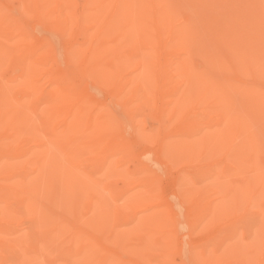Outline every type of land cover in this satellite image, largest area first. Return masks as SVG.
Masks as SVG:
<instances>
[{"label": "bare ground", "instance_id": "1", "mask_svg": "<svg viewBox=\"0 0 264 264\" xmlns=\"http://www.w3.org/2000/svg\"><path fill=\"white\" fill-rule=\"evenodd\" d=\"M11 1L49 34L0 7V264H264V0Z\"/></svg>", "mask_w": 264, "mask_h": 264}, {"label": "rangeland", "instance_id": "2", "mask_svg": "<svg viewBox=\"0 0 264 264\" xmlns=\"http://www.w3.org/2000/svg\"><path fill=\"white\" fill-rule=\"evenodd\" d=\"M13 5H14V3L11 0H0V7L2 8V11L5 14H13L14 16H18L21 19V22L20 23L23 24V27H25L26 32L28 34H30L29 35L30 36V39H33V37H34V36L32 37L31 35H37V34L38 35H45V33L46 34H49V32H48L49 31V27L47 25L44 26V27H38V28H36L35 27L36 24H34V22L36 23L35 19L33 17H30V16L28 17V16L24 15L25 16L24 17L21 14L19 15L20 12L18 11L17 7L15 5L14 6ZM77 10H80V9L77 7ZM15 11H17V12L15 13ZM12 12H14L15 14L12 13ZM33 26H34V28H33ZM33 29H34V31H36L37 34H33L32 33V30ZM73 35L67 37L66 38L67 40L64 39L63 40L64 42L62 40L61 41H58V42H60V44L57 42L56 45L60 49L61 53L65 52V49L68 48L67 46H69V44L71 45V42H72V45H73V44H76V42L79 41V39L77 38L78 37V34H77V36L75 34H73ZM26 36H28V35H26ZM73 40H75V41H73ZM64 59H65V56L64 55H61V57H60V59L58 61V64L56 65V68L58 69V71L59 72L62 71L61 73H63V74L71 75L72 78H73V80H74V82L77 83V84H79V85H81V86H83V84L87 82L86 85H85V87L87 86L90 89L91 84L88 83L87 79L84 78V77H82L80 74H78L75 66L73 64L71 65V63H68L66 59H65V61H66V63H65L64 62ZM108 97H109V95L106 92H104V93L101 94V98L104 101H106V102H108V100H109ZM162 120H163V122H162L163 124H165L166 126L169 125L170 121H169V119L167 117H164ZM33 121L34 122H38V120H36V118H34V115H33ZM147 123L148 124L149 123L150 124L152 123L151 120L149 119V117L147 118ZM35 133H38L39 136L40 135L43 136L40 139H46V137H44V134L41 131L36 130ZM136 144L137 145H140V146H148L147 143L145 145L141 141L136 142ZM53 151H55L54 148H53ZM57 155H58V157H60L59 154H57ZM150 156L153 158V155L152 154ZM50 162H51V159L49 161V159L47 158L46 161H45V164H44L43 171H41L40 168L36 169L35 165L29 164V166L27 168V173H30V176H32L36 180H38L39 183L42 184V187H44V189L45 188L51 189L50 192H49V194L52 193L53 195L57 196L56 194L59 192V188H61V186L63 184L61 185L60 180L58 178L57 168L54 167L52 164H50ZM117 162H119L118 164H120V163L122 164V162H121L120 159H117ZM118 168H120V167H117V169ZM176 171L177 170L176 169H173V167H171L169 169L166 168V169H164L162 171L163 174H164L163 175V183L166 186V190H165L166 192L163 193L165 196H170V195L172 196L174 194L173 193V188H172V186H170V184H172L173 181H174V174L176 173ZM90 173L93 174L95 177L100 175V174H97V173L92 172V171ZM60 174H61V172H60ZM0 176L3 177V178L6 177L5 175H1V174H0ZM1 177H0V182H3L4 183V179H2ZM237 178L238 177H233V179H237ZM14 179H10L9 181L10 182H15ZM58 180H59V184L57 185ZM215 184L219 185V181L215 182ZM118 186L124 187L123 186V183H121ZM99 189H100V193L105 196L104 198L106 200L105 201L106 204L108 205V207L111 208V206H113L116 203V201L114 200L115 198L109 197L108 193H106L105 190H103L102 188H99ZM68 191H70V190L67 189V192L66 193H68ZM53 195H51V197ZM90 197H91V194L89 195V198H86V199H84V197H77L78 199H76L74 196H69V197H66V198H68L67 200H69L71 204H73V202L74 203H77L78 200H79V206L78 207H80L82 204H87L90 201ZM95 198H97V197H95ZM211 198L214 199V197H211ZM88 206H89V203H88ZM101 220H102L103 223H108L109 217L104 216ZM176 258H178V257L176 256Z\"/></svg>", "mask_w": 264, "mask_h": 264}]
</instances>
